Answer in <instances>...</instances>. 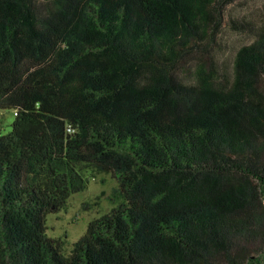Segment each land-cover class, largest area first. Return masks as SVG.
Returning a JSON list of instances; mask_svg holds the SVG:
<instances>
[{
	"label": "trees",
	"instance_id": "obj_1",
	"mask_svg": "<svg viewBox=\"0 0 264 264\" xmlns=\"http://www.w3.org/2000/svg\"><path fill=\"white\" fill-rule=\"evenodd\" d=\"M237 1L0 0V264H264V22ZM226 26L255 36L228 59ZM100 176L110 212L50 238Z\"/></svg>",
	"mask_w": 264,
	"mask_h": 264
},
{
	"label": "rangeland",
	"instance_id": "obj_2",
	"mask_svg": "<svg viewBox=\"0 0 264 264\" xmlns=\"http://www.w3.org/2000/svg\"><path fill=\"white\" fill-rule=\"evenodd\" d=\"M229 12L235 17L248 16L251 20L264 22V0H239L230 7ZM258 26V24H255ZM224 39L222 46V56L228 59L232 52L242 45H247L255 39L250 32L237 33L226 26L224 29ZM14 115L12 111H0V133L7 134L11 129ZM105 180V185L100 180ZM118 184L111 176H100L90 180L87 188L77 194L72 195L64 210L49 214L46 217L47 234L50 238L66 241L70 248L86 232L88 224L110 212L112 205L107 198L111 192L117 189ZM98 205H90L96 203ZM264 205V201H263Z\"/></svg>",
	"mask_w": 264,
	"mask_h": 264
},
{
	"label": "built area",
	"instance_id": "obj_3",
	"mask_svg": "<svg viewBox=\"0 0 264 264\" xmlns=\"http://www.w3.org/2000/svg\"><path fill=\"white\" fill-rule=\"evenodd\" d=\"M13 115H15V113Z\"/></svg>",
	"mask_w": 264,
	"mask_h": 264
}]
</instances>
